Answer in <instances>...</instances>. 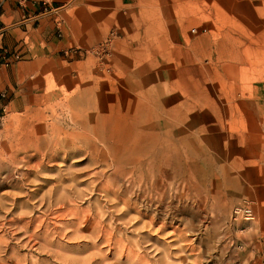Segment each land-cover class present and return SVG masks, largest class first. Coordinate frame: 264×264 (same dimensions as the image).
Listing matches in <instances>:
<instances>
[{
	"label": "rangeland",
	"instance_id": "1",
	"mask_svg": "<svg viewBox=\"0 0 264 264\" xmlns=\"http://www.w3.org/2000/svg\"><path fill=\"white\" fill-rule=\"evenodd\" d=\"M87 2L6 49L0 264H264V0Z\"/></svg>",
	"mask_w": 264,
	"mask_h": 264
},
{
	"label": "crops",
	"instance_id": "2",
	"mask_svg": "<svg viewBox=\"0 0 264 264\" xmlns=\"http://www.w3.org/2000/svg\"><path fill=\"white\" fill-rule=\"evenodd\" d=\"M74 1L0 0V114L10 104L9 97L14 92L16 82H20L23 78L24 73L22 70L28 64L27 62L14 63V56L7 55L6 49L10 52L20 49L24 46V43H27V38L34 31V23L36 21L68 6ZM87 1V6L79 10L81 15L99 18L105 16L104 10L95 11L98 6L92 3L94 0ZM220 1L226 2V6H232L229 2L230 0ZM106 2H109L107 7L111 8V4L116 2V0H106Z\"/></svg>",
	"mask_w": 264,
	"mask_h": 264
},
{
	"label": "built area",
	"instance_id": "3",
	"mask_svg": "<svg viewBox=\"0 0 264 264\" xmlns=\"http://www.w3.org/2000/svg\"><path fill=\"white\" fill-rule=\"evenodd\" d=\"M253 219V208L249 201L244 200L236 205L231 212V220L233 223L240 221H251Z\"/></svg>",
	"mask_w": 264,
	"mask_h": 264
},
{
	"label": "bare ground",
	"instance_id": "4",
	"mask_svg": "<svg viewBox=\"0 0 264 264\" xmlns=\"http://www.w3.org/2000/svg\"><path fill=\"white\" fill-rule=\"evenodd\" d=\"M121 201H122V200H121ZM128 208H129V207H128ZM153 219H154V218H153ZM153 219H152V220H153ZM154 221H155V220H154ZM157 229H159V228H157ZM159 231H160V230H159ZM112 243H113V242H112Z\"/></svg>",
	"mask_w": 264,
	"mask_h": 264
}]
</instances>
